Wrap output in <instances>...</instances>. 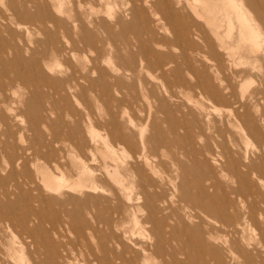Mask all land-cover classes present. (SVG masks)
I'll list each match as a JSON object with an SVG mask.
<instances>
[{
	"label": "rangeland",
	"instance_id": "1",
	"mask_svg": "<svg viewBox=\"0 0 264 264\" xmlns=\"http://www.w3.org/2000/svg\"><path fill=\"white\" fill-rule=\"evenodd\" d=\"M57 5L0 0V81L7 86L0 89L6 99L0 131L10 135L0 138V264H264V218L240 217L244 204L264 197V182L256 178L264 179V98L255 93L257 101H248L258 129L238 122L233 111V98L263 89L264 77L250 70L234 78L251 69L254 62L246 59L224 70L223 42L237 43V27L228 33L220 17L216 35L187 0H84L81 8L67 0L60 13ZM103 18L117 36L98 29ZM149 28L157 31L159 45H150L159 57L134 56L143 67L135 93L154 92L133 100L125 96L133 92L130 79L114 84L110 76L122 75L137 51L136 35L149 40ZM101 70L104 86L97 81ZM70 74L87 77L79 79L84 94L65 89ZM144 142L154 162H162L157 173L144 165L145 174L135 177L127 166L136 164ZM116 168L123 188L110 177ZM223 168L231 178L220 175ZM46 171L65 176L69 186L79 178L85 185L47 190L40 181ZM237 172L246 174L242 183ZM208 177L217 187L202 195ZM174 194L184 202L174 203ZM231 197L235 227L226 226ZM237 198L245 201L241 207ZM155 207L154 231L138 228L135 219ZM175 213L177 220L163 221ZM144 248L146 259L138 257Z\"/></svg>",
	"mask_w": 264,
	"mask_h": 264
},
{
	"label": "bare ground",
	"instance_id": "2",
	"mask_svg": "<svg viewBox=\"0 0 264 264\" xmlns=\"http://www.w3.org/2000/svg\"><path fill=\"white\" fill-rule=\"evenodd\" d=\"M30 1L31 2L32 1L39 2L40 0H30ZM66 1L67 0H57L58 5H57L56 11H58L60 13L62 11V6L64 5V3H66ZM77 1H78V6H80V8H81V4L84 3V0H77ZM104 1L105 0H101V2H104ZM53 2H54V0H53ZM55 4H57V3H55ZM187 4H188L189 10L191 12H193L194 15L206 20L207 24H209V26L213 28V31L215 32L216 35H219V29H218L219 26L217 23H218L220 17H222V22H224L225 25L228 26V33H232L233 29L235 27H237V37L238 38H237L236 44L233 42H227L226 43V42L222 41L223 42L222 48H223V51H225L223 53L224 70L227 68L230 69L231 67H233V64L239 63L238 61H236L237 59H240V60L246 59V61H247L246 64L248 63V65H249V63L254 62V64L251 66V69L244 68L241 71L239 70V71H236V73L234 72V78L242 79L244 75H247L248 73H250L249 72L250 70H254L256 72H259L260 75L264 77V48L262 50H260L261 42H262L261 37H263L262 33H264L262 31V30H264V2H263V0H187ZM247 7L249 9L251 8L250 11L248 10ZM16 8L18 9V7H16ZM108 9H110V8H108ZM96 10L97 9L95 7H93V6L91 7V12L96 11ZM46 15L49 16V18H51V20H52L53 15H51L49 13H46ZM174 19H176V18L172 17L171 21ZM121 22L123 23V20L120 18L118 21V24ZM222 22H221V24H222ZM123 25L125 26L126 24H122V26ZM97 27H98V29H102L104 32H106L111 37L114 35L117 36V34H114L115 32L108 27L107 18L106 19L103 18L102 22H100L99 26H97ZM124 29L127 31L129 28H124ZM188 30H189V27L185 31H188ZM149 31L152 33V34H150L149 40L143 39L141 35H136V37H135L136 40H135V42H133V44H135V46H137V49H136L137 51H135V53L131 52L128 55V58L130 59V61H128L127 64L122 68V75H120V76L111 75L110 76L112 78L111 79L112 83H114V84H119L124 78L130 79L128 87L133 89V92L132 93L129 92L125 96H128L133 100H136L140 96L147 97L149 94H152L154 92V90L152 88L150 90H148L146 87L145 88L146 91L140 90L137 93H135L137 83L142 84V82H143L142 76L140 75V71H142L143 67H142V64L137 65V66L134 65V61H133L134 56L136 54H138V55H140L141 59H143V60L144 59L149 60L151 55H153L156 59H158V57H159L158 51L153 49L152 46L150 45V42H151V44H153L155 46L159 45V43L157 41V34H156L157 31L154 28H149V30L146 31V33H148ZM125 32L122 34V39L125 41L124 42L125 49H129V48H131L132 45L130 44L131 42H129V40H127V37H125V35H126ZM83 36H84V34L82 35V37L81 36L79 37L81 41H82ZM147 41L149 43H147ZM133 48H134V46H133ZM158 61L159 60H157L156 63H159V65L161 66V62H158ZM151 64H152V62H151ZM46 66H47L46 68L48 70V68H50V65L46 64ZM240 66H241V64H240ZM93 70H96V68L93 67ZM137 70H139L138 73H137ZM105 73H106L105 71L104 72H102V70L99 71L100 77L97 79V81L99 83H100V81H102L100 83L101 86H104L105 83L108 84L106 81V78H105V76H106ZM67 76L68 77H66L63 81V83L65 85V89H67V91L75 92V90L78 89L77 93L84 94L86 92L85 91L86 88H84L79 82L80 78L86 79L87 78L86 76L78 77L75 74L74 75L70 74ZM124 76H126V77H124ZM136 78H138V82L136 81ZM90 82L93 83L96 81L92 80V81H89V83ZM251 83H253V82H251ZM94 85L95 84L91 85V87H93ZM5 87H7V86H5V84L2 81H0V89H3ZM230 92H232V91H230ZM255 93L257 96L261 95L260 97L264 98V88L263 89L259 88V90L257 92L253 91L248 96H245V94H243L241 96V98H237L235 96L233 98V104L235 105L233 111H235L234 117L236 118V120L238 122L241 121L242 123H245L246 125L251 126L253 129H258L259 128L258 121L255 117H253V113L251 111V108L253 107L254 104L248 102L250 99L254 100V103L257 101V97L254 96ZM124 98H126V97H124ZM5 101H6L5 98L0 99V106H1V103L5 102ZM4 119H5V114L3 115L1 113V109H0V121H3ZM228 122L232 123V120L229 118ZM177 129L178 128L173 125V122H171L170 123V130L172 131V133H174V135L177 134ZM8 133L9 132H8L7 128L0 131V138H6L7 139V137L10 136V135L8 136ZM218 134L220 135V137L222 139L221 142L224 144V147H226V149H227V140H226L227 134H226V132H220ZM168 140H169V137L168 138L166 137L165 138V144L168 143ZM1 142H3V141L0 140V143ZM142 146H143V149L141 150L142 152H139L135 156L136 164H132V166H127V170L132 172L135 177L136 176L141 177L142 175L145 174L144 165H146L152 172L154 171L155 173H157V168H156L157 166L156 165L161 164V162H162V161H158L156 163L154 162V160L151 158V155L148 154V151H147L148 146H147L146 142H144L142 144ZM223 152H225V150H223ZM223 152L222 151L220 152V153H222V156H224ZM154 157H155L154 159L156 160L157 156H154ZM15 158H17V157H15ZM13 166H15V165H13ZM225 172L226 171H224V168L221 169L220 175L224 176V177L231 178V171L227 172V173H225ZM109 174H110V177L112 178V180L115 183H117L120 187L123 188V186H125V183H123L124 179L120 175L118 168H116V170L113 173H109ZM234 175L238 178V180L241 183H242V180H240V179L244 180L245 176H246V174L241 175L238 172L235 173ZM63 177H65V176H63ZM63 177L55 176L53 174H50L48 171H46V172H42V179H40V181H41L42 185L45 186V188H47V190L57 192V191H60L63 186H66V187L69 186L68 184H66L67 181L64 183ZM256 178L258 179V182L260 184H262L264 182V179L262 177L257 176ZM167 179H168V181L171 182V184L174 186L175 189L179 188V185H176L175 182L173 181V177L171 174H169L167 176ZM207 180H208V183L205 184L206 187L201 188L202 195H203V189H215L217 187V183H216V180L214 179V177H208ZM84 185L85 184H83V181L81 180V178H79V179H77V181L74 183L73 186H69V187L71 189H76L77 187H80V186L82 187ZM231 193H232V189H231ZM176 197H177V200H176ZM183 197L184 196H182L180 194H174L172 200L174 199V201H173L174 203H177V201L178 202H180V201L184 202ZM235 200L236 201L238 200V202H240V207H241V203H243V202L245 203V201H243V200L241 201L239 198H237ZM251 203L252 204H250L246 207H245V204L244 205L242 204L243 206H242V210L240 211V217L242 216L241 218L243 220H246V221L249 220L251 222H259L260 221L259 219L264 218V197L262 196L259 200H254ZM229 205L230 206L227 209L229 210L230 220H229V222L226 223L227 227L231 226V225L234 226L233 197H231V199L229 200ZM179 206H180L179 208L181 211H183L185 209V207L187 208V206H185L183 208L181 205H179ZM205 208H207L209 211H211V207L206 206ZM155 209H156V207L154 208L153 211H151V214L149 216H146L141 220H138V218L135 219V224L139 225L138 228H140L141 230H145V229H147L146 227H149L151 232L154 231V227L156 226V219H155L156 217L152 216V214L153 213H155L156 215L158 214L157 210H155ZM176 210H177V208H176ZM172 213H174V211H172ZM179 217L180 216L177 213H175L174 215L170 214L169 216H163V221L167 222V220L170 218L177 220ZM7 221L8 222L6 223V225L9 229H11L12 224L15 223L14 219L9 218ZM136 243L138 244V242H136ZM260 250H262V249H260ZM139 253H140V255L138 256L139 258H140V256H143V258L146 259L148 257V254H149V248L141 249L139 251ZM153 254H155V253H153Z\"/></svg>",
	"mask_w": 264,
	"mask_h": 264
}]
</instances>
